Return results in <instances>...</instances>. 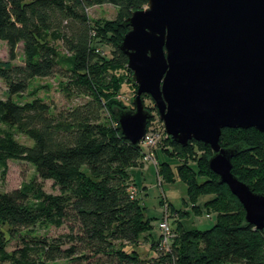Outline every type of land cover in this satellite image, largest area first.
Wrapping results in <instances>:
<instances>
[{"label": "trees", "instance_id": "16d2710c", "mask_svg": "<svg viewBox=\"0 0 264 264\" xmlns=\"http://www.w3.org/2000/svg\"><path fill=\"white\" fill-rule=\"evenodd\" d=\"M104 4L118 8V23L105 35L112 45L110 56L98 51L102 30L89 14L92 8ZM147 6L148 0H0V40L8 44L11 59L0 63V78L9 90L6 99L0 98V169H6L9 160L27 161L35 166L40 178L56 180L60 190L58 194L43 190L32 194L25 186L11 191L0 189V264H51L64 259L77 264L150 263L135 250L116 246L137 243L143 234L152 236V223L157 218L147 216L132 193L135 186L131 169L142 164L144 149L141 143L135 144L121 134L115 110L127 109L110 103L106 84L93 76L100 61L106 68L128 66V55L120 48L124 34L131 28L126 20ZM21 43L25 61L18 64L14 60ZM56 74L74 81L87 99L53 111L35 94L24 102L13 98L27 91L32 80ZM108 109L117 125L105 122ZM12 129L33 143L18 141ZM167 141L178 150H188L189 143L183 146L171 136ZM220 144L241 146V152L233 157L232 171L256 192L264 193V132L224 128ZM213 154L201 157L196 164L199 170L193 163L178 165V176L187 183L194 203L201 194H213L205 205L217 204V191L223 188L229 207L237 213L219 216L212 227L203 230H187L178 223L175 231L179 232L168 248L162 246L161 232L159 238H152L160 253L158 261L264 264V229L245 221L243 204L227 184L219 182L210 167ZM163 164L169 165L175 175L169 161ZM236 214L243 216L235 221ZM38 224L68 226L69 232L51 238L23 232ZM170 226L173 236L174 228ZM16 234L21 243L8 251L9 235Z\"/></svg>", "mask_w": 264, "mask_h": 264}, {"label": "water", "instance_id": "95a60500", "mask_svg": "<svg viewBox=\"0 0 264 264\" xmlns=\"http://www.w3.org/2000/svg\"><path fill=\"white\" fill-rule=\"evenodd\" d=\"M126 24L120 48L138 91L133 110H115L121 134L135 144L145 138L150 95L168 136L211 146L219 182L263 230L264 193L232 171L241 146L220 139L224 128L264 132V0H148Z\"/></svg>", "mask_w": 264, "mask_h": 264}, {"label": "rangeland", "instance_id": "374dc122", "mask_svg": "<svg viewBox=\"0 0 264 264\" xmlns=\"http://www.w3.org/2000/svg\"><path fill=\"white\" fill-rule=\"evenodd\" d=\"M96 26H100L102 32L98 39V51L102 54L110 56L112 53V45L109 43V38L105 37L111 26L118 23V8L110 4H104L92 8L89 12ZM103 34V35H102ZM11 61L9 56V47L4 40H0V63ZM25 61V53L23 44L17 47V58L14 63L22 64ZM94 77L97 80H102L104 89L108 94L110 103L119 104L126 109H134V99L137 96L138 85L132 80L133 70L128 66L108 67L102 64V61L97 64L94 70ZM71 89H70V88ZM79 88L68 78L60 74L50 77L36 78L30 82L29 89L21 94L15 95L13 98L18 102L30 100L33 95L41 97L50 104L53 111H58L61 108L76 106L84 102L87 97L79 92ZM9 95L8 85L6 81L0 78V98L6 99ZM145 107L150 112V117L147 121V136L155 137V144L147 147L143 144V149L146 151H154L155 157L152 162H143L140 166L132 168L134 196L138 198L141 205L145 208L147 216L155 217L152 229V236L146 237L143 234L137 243H117V247L125 246L127 251L135 250L139 256L148 260L149 264H164L159 262L160 253L155 247L152 238H159L161 230L158 224L162 217L168 218V222L174 228L173 236L169 238L172 243L178 234L175 231L178 223H182L187 230L191 229H208L219 220V216H231L237 211L229 207V198L223 188H219L217 193L219 202L217 204L207 206L205 201L210 199L213 194H201L197 197V204L191 200L188 193L187 183L181 179L177 172V166L180 164H198L201 157L208 154H213V151L195 140L189 142L188 150H178L167 141L168 134L165 129L164 122L159 117V111L153 99L145 95L143 97ZM104 120L108 125H117L114 116L110 110H106ZM116 122V123H115ZM15 138L25 144L31 145L33 141L26 135L19 133L16 129L11 130ZM210 146V145H209ZM145 152V151H144ZM164 161H169L172 165L170 171L169 165L163 164ZM194 165V166H195ZM197 166V165H196ZM195 166V167H196ZM160 169L161 175H158ZM187 170V167H185ZM199 170L198 166L196 167ZM165 170L163 174L162 171ZM191 172V171H190ZM192 173V172H191ZM175 176V178H173ZM200 176V175H199ZM202 176H206L203 174ZM201 180L202 177H201ZM255 182V181H254ZM29 187L32 194L37 190H43L47 193L58 194L60 192L58 183L54 179H42L39 177L36 168L33 164L23 160H9L6 169H0V189L2 191H11L19 187ZM173 205V206H171ZM200 205V206H198ZM236 214L234 217H237ZM240 216H243L241 214ZM239 217L235 221L239 220ZM163 223V222H162ZM24 233H33L35 235H44L47 237H56L69 232L68 226L60 228L50 225L38 224L35 227L23 231ZM149 234V233H146ZM21 243V238L18 235L11 237L9 235L8 251H13ZM158 262H157V261ZM155 261V262H154ZM51 264H77L73 260H58ZM88 264V263H82Z\"/></svg>", "mask_w": 264, "mask_h": 264}, {"label": "built area", "instance_id": "2783aa9c", "mask_svg": "<svg viewBox=\"0 0 264 264\" xmlns=\"http://www.w3.org/2000/svg\"><path fill=\"white\" fill-rule=\"evenodd\" d=\"M142 144V143H141ZM143 144H145L147 147H149L151 144H155V137L147 136V138L143 141ZM142 144V145H143ZM145 151V152H144ZM155 153L154 151H146V149L143 150V156L142 161L143 162H152L154 160ZM134 195V190H133ZM163 222V223H162ZM160 224V228L162 229V246L165 248H168L169 238L171 236V226L168 222V218L163 220Z\"/></svg>", "mask_w": 264, "mask_h": 264}]
</instances>
